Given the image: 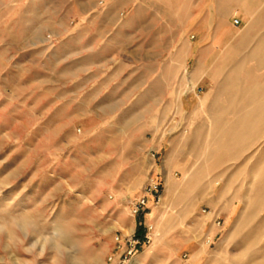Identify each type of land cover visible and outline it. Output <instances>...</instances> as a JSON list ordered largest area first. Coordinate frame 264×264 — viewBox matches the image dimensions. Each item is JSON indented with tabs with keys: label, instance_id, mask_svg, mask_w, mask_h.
Returning <instances> with one entry per match:
<instances>
[{
	"label": "rangeland",
	"instance_id": "rangeland-1",
	"mask_svg": "<svg viewBox=\"0 0 264 264\" xmlns=\"http://www.w3.org/2000/svg\"><path fill=\"white\" fill-rule=\"evenodd\" d=\"M219 2L210 83L80 106L85 56L47 28L67 5L0 0V264H121L140 226L125 264H264V0Z\"/></svg>",
	"mask_w": 264,
	"mask_h": 264
},
{
	"label": "crops",
	"instance_id": "crops-1",
	"mask_svg": "<svg viewBox=\"0 0 264 264\" xmlns=\"http://www.w3.org/2000/svg\"><path fill=\"white\" fill-rule=\"evenodd\" d=\"M63 4L66 11L47 28L61 40L60 47L78 46L77 55L85 56L77 59L87 64L82 77L87 82L79 93L87 99L80 106H143L144 94H159L153 79L181 74L184 95L193 85L209 81L212 68L222 62L223 22L231 13L224 19L219 0H62Z\"/></svg>",
	"mask_w": 264,
	"mask_h": 264
},
{
	"label": "built area",
	"instance_id": "built-area-1",
	"mask_svg": "<svg viewBox=\"0 0 264 264\" xmlns=\"http://www.w3.org/2000/svg\"><path fill=\"white\" fill-rule=\"evenodd\" d=\"M234 25H239V21L235 20L234 21ZM198 93H201V89L196 90ZM159 191V186L158 185H154L151 184L146 188V195L141 198L140 200H138L137 202H135L132 205V213L134 216H142L146 209H147V204H148V200L146 199V197H152L153 201L157 202V193ZM204 214L206 215H211L210 213H207L205 210L203 211ZM213 225L217 228H219L221 226V220L219 218H215ZM145 236L143 235V240L140 239L139 237H136L135 235L126 239V240H120V238L117 236L115 238V244H116V249L118 251L122 252V245L125 243V249L122 252V262L121 264H125L126 260L131 257L133 254H135V252H137V250L139 249L141 243H145ZM207 244H210L209 240L207 241ZM113 258L110 257L109 261L112 262Z\"/></svg>",
	"mask_w": 264,
	"mask_h": 264
},
{
	"label": "trees",
	"instance_id": "trees-1",
	"mask_svg": "<svg viewBox=\"0 0 264 264\" xmlns=\"http://www.w3.org/2000/svg\"><path fill=\"white\" fill-rule=\"evenodd\" d=\"M136 237H139L140 239L143 240V228H142V226L139 227V230L136 233Z\"/></svg>",
	"mask_w": 264,
	"mask_h": 264
}]
</instances>
